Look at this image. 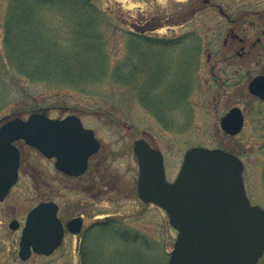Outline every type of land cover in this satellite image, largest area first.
I'll use <instances>...</instances> for the list:
<instances>
[{
	"label": "rangeland",
	"instance_id": "rangeland-1",
	"mask_svg": "<svg viewBox=\"0 0 264 264\" xmlns=\"http://www.w3.org/2000/svg\"><path fill=\"white\" fill-rule=\"evenodd\" d=\"M23 6L33 9L34 40L16 47L12 15ZM220 10L199 0H0V125L37 110L51 118L74 114L102 143L89 171L74 179L20 144L19 181L0 203V264H167L177 231L163 209L138 197L133 145L140 138L162 151L170 181L189 148L238 156L247 195L264 208V101L247 88L264 74L262 27L251 25L264 23V6L223 9L224 16L250 22L235 25L246 31L240 34L252 50L243 59L231 56V43L226 49L231 23ZM258 37L262 42L253 51ZM56 53L91 57L98 65L63 67ZM144 67L146 73L161 70V83H149ZM134 69L132 86L123 85L121 73ZM67 71L73 72L68 79ZM233 107L245 117L235 137L220 127ZM47 200L59 205L64 223L81 216L82 233H66L54 254L23 262L18 252L26 215ZM13 219L21 223L17 231L9 228ZM81 247L90 250L84 262Z\"/></svg>",
	"mask_w": 264,
	"mask_h": 264
},
{
	"label": "water",
	"instance_id": "water-1",
	"mask_svg": "<svg viewBox=\"0 0 264 264\" xmlns=\"http://www.w3.org/2000/svg\"><path fill=\"white\" fill-rule=\"evenodd\" d=\"M252 94L264 100V75L249 84ZM244 123L240 108L221 118L222 130L238 135ZM18 140L55 157L56 168L70 176L87 170L88 159L100 143L79 118L52 120L33 113L28 119L15 118L0 127V203L18 180ZM140 163L138 193L145 203L164 208L178 237L167 264H257L264 254V209L252 205L243 182L241 160L221 149L191 148L173 183L165 178L162 154L144 140L135 142ZM58 206L43 202L28 214L20 240L19 256L27 261L33 253L49 256L61 245L64 227L57 217ZM20 224L13 220L11 230ZM82 218L68 223L79 234Z\"/></svg>",
	"mask_w": 264,
	"mask_h": 264
},
{
	"label": "trees",
	"instance_id": "trees-1",
	"mask_svg": "<svg viewBox=\"0 0 264 264\" xmlns=\"http://www.w3.org/2000/svg\"><path fill=\"white\" fill-rule=\"evenodd\" d=\"M33 9L31 7H26V6H23L22 8H17L15 9V11L13 12V18H12V21H11V27H15V31L13 32V37L14 39L17 38L19 39L17 42H16V47L20 44H22L20 41H33L34 38L31 37V35L34 34V29H31L30 28V23H29V20L32 21L33 19ZM29 19V20H28ZM11 28V29H12ZM145 35V34H144ZM144 35L138 33V34H135V37L137 36H142L144 37ZM147 38V37H146ZM148 40H154V39H148ZM27 41V42H28ZM156 41V40H155ZM56 59L59 63L62 62V64H64L63 67L67 66V67H71V66H75V67H78L81 63L83 62H88V65L89 66H96L98 64L96 63H91L94 61L93 58L91 57H85L83 58L82 56L76 54L75 57H73V55H69V57H66L62 54H57L56 53ZM88 59V61H87ZM153 66H159V65H153ZM99 68H97V72L99 73L101 71V66H98ZM145 68V67H144ZM103 70V69H102ZM135 71V69H134ZM133 70H127L125 72H122L121 75H120V78H123L124 80H120V82L123 84V85H126V86H132L133 84V80H134V76H135V73L136 71L134 72ZM147 69L145 68V71L144 69L141 70V72H144L146 73ZM92 73H93V69H92ZM95 73H96V69H95ZM148 77L150 79V81H148L149 83H152V84H160L161 83V79L162 77L159 79V75L162 74V71L161 70H149L148 69ZM73 75V72L71 71H67V79H68V76H72ZM144 75V74H143ZM145 83V85L148 84ZM143 85H144V82L142 81ZM143 93L147 96L146 93H149L147 91V86H144V89H143ZM143 94V97L145 98ZM90 253V250L88 248H85V247H81L80 248V251H79V256L81 257V260L82 262H84L85 260V257ZM129 253H124L121 254L119 252V256L118 257H127V256H131V255H127ZM129 264V263H127ZM130 264H133V263H130Z\"/></svg>",
	"mask_w": 264,
	"mask_h": 264
},
{
	"label": "flooded vegetation",
	"instance_id": "flooded-vegetation-1",
	"mask_svg": "<svg viewBox=\"0 0 264 264\" xmlns=\"http://www.w3.org/2000/svg\"><path fill=\"white\" fill-rule=\"evenodd\" d=\"M199 0V4L203 5L204 7H211V8H218V9H221L220 10V13L223 15V17L227 18V21H230V27L228 29V33H227V37H229V39H226L225 40V46H226V49H227V45H229L231 43V46H228V51L231 53V56H233V53H237V56L240 58V59H243L244 57L250 55L252 52V50H246L247 46H248V43L246 42L245 40V37L243 35L240 34V30L242 29L241 26H238V27H235L236 24L238 23H242V24H245V23H250L248 20L246 21L245 18H236L234 16H230V15H226L224 16V8H244V7H262L264 6V0ZM255 23V24H253ZM251 25H252V28H258V27H262V35L264 36V23L260 22L257 24L256 22H253ZM259 25V26H258ZM235 28V29H233ZM242 32H246L245 30H241V33ZM134 33H136L134 31ZM243 34V33H242ZM262 42V38L261 37H258L257 40H256V43H254L252 45V48H253V51L254 49H256V47L261 44ZM235 43H239V47L235 44ZM242 45V46H241ZM211 58V57H210ZM260 75V74H259ZM257 76V75H256ZM255 77V76H254ZM253 78V77H252ZM251 78V79H252ZM251 81V80H250ZM249 84V83H248ZM250 94V93H249ZM252 97L256 98L255 96L251 95ZM258 99V98H256ZM40 112H43L44 114L45 111H41ZM47 115V114H46ZM68 116V115H66ZM66 116H63V117H58V118H52V119H64ZM50 117V116H49ZM51 118V117H50ZM83 122V121H82ZM84 125V124H83ZM85 126V125H84ZM86 127V126H85ZM88 128V127H86ZM95 136H96V133H95ZM20 144L26 146V147H30L28 146L24 141H18L15 143V145L17 146V148L19 149L20 151V167H19V177L21 175V167H22V149L20 147ZM31 148V147H30ZM33 149V148H32ZM36 150V149H34ZM38 151V150H36ZM39 152V151H38ZM40 153V152H39ZM44 158L46 159H50V160H53L54 161V167H55V162H56V159L55 158H47L45 157L42 153H40ZM98 154V153H97ZM93 155L90 157L89 159V162H88V170L87 172L89 171L90 167H91V162H92V159L97 155ZM56 169V167H55ZM57 170V169H56ZM58 171V170H57ZM59 172V171H58ZM86 172V173H87ZM61 173V172H60ZM63 176H65L66 178H70V179H74L72 177H69L63 173H61ZM79 178V177H78Z\"/></svg>",
	"mask_w": 264,
	"mask_h": 264
}]
</instances>
